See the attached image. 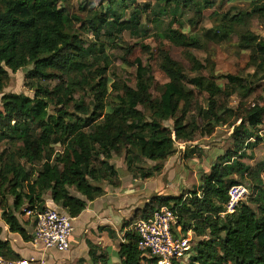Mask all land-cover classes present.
Returning <instances> with one entry per match:
<instances>
[{
	"label": "trees",
	"instance_id": "16d2710c",
	"mask_svg": "<svg viewBox=\"0 0 264 264\" xmlns=\"http://www.w3.org/2000/svg\"><path fill=\"white\" fill-rule=\"evenodd\" d=\"M65 1L0 0V94L9 82L8 70L16 73L32 67L29 76L38 82L33 97L4 94L0 100V219L9 232L32 242L35 221H21L18 216L35 217L46 209L48 195L56 208L77 218L88 203L106 194V187L120 186L115 158L123 160L133 179L148 180L161 173V166L150 167L147 162L160 163L176 151L177 143L211 136L219 126H228L233 129V147L200 175L197 188L179 197H153L132 221L150 219L162 208L170 210L182 236L192 232L199 238L186 255L189 264H264L260 180L264 162L253 170L243 161L250 157L246 151L264 142V101L245 104L255 81L264 77V39L246 28L251 17L264 23V1H254L251 10L238 15L222 14L220 22L202 35L214 44L235 36L237 48L255 56L251 80L226 75L225 83L219 84L213 66H204L194 56L189 62L195 75L188 76L169 52L161 50L159 69L168 82L159 87L157 98L150 92L151 69L140 60L135 61V87L125 82L110 85L106 78L110 60L105 45L121 41L125 30L146 35L139 13L135 11L128 21L111 8L99 16L94 13L87 23L95 40L85 46L73 23L80 19L60 9ZM154 3L152 13L157 16L176 17L183 9H192L199 19L211 6L208 0ZM166 27L164 38L173 46L204 48L199 36ZM53 81L52 87L43 85ZM187 86L207 95L205 107H195L196 96ZM78 93L83 94L76 98ZM233 96L241 99L235 110L228 106ZM51 107L56 109L53 114ZM245 182L251 185L247 204L225 214L230 188ZM104 229L116 236L106 227L99 231ZM2 234L0 226V258L20 260ZM138 241L135 231L126 232L118 247L119 264H142L146 254ZM87 246L91 264H111L99 247L88 241Z\"/></svg>",
	"mask_w": 264,
	"mask_h": 264
},
{
	"label": "rangeland",
	"instance_id": "374dc122",
	"mask_svg": "<svg viewBox=\"0 0 264 264\" xmlns=\"http://www.w3.org/2000/svg\"><path fill=\"white\" fill-rule=\"evenodd\" d=\"M254 1L264 0H208L211 6L204 10L201 19L196 17V14L192 9H183L181 14L176 17H173L170 14L157 16L152 13L155 8L154 0H124V3H122V0H66L60 5V9L67 15L80 19L79 21L73 20V23L81 35L85 46L95 40L87 23V21L94 16V13H97L99 16L104 11L111 8L112 11H115L121 16L122 21H128L135 11L139 13L140 22L147 29L146 35L138 30H125L122 33L121 41L116 42V44L105 45L106 47L104 48V51L110 60V66L106 71V78L110 81V85L114 82H125L129 86L135 87V61L140 60L144 66H148L151 69L153 85L150 92L153 98H157L159 96V87L168 82L165 75L159 69V56L161 50L169 52L170 56L183 67L186 75L188 76L195 75L191 70V64L189 62V56H194L202 62L204 66H213L212 68L214 69L215 76L218 78L217 82L219 84L223 85L225 83V79L222 77L226 75L250 78L255 71V56L248 51H241L238 49L237 38L235 36H232L231 40L223 44H214L205 42L202 35L206 31L213 28L216 23L220 22V16L222 14L238 15L239 13L249 11L251 10ZM82 21H84V23H82ZM195 22H197L196 26ZM167 25L171 26L172 29L182 31L186 34L188 33L199 36L205 44L204 48L200 50H185L173 46L166 38H164L163 32L166 30ZM246 28L250 29L251 32L264 39V23H261V21H259L256 17L248 19V25ZM31 69L32 67L21 69L16 73H12L8 70L9 82L3 90V93L0 94V100L4 94H19L33 97V88L38 82L36 79L29 76ZM204 74H207V71H204ZM249 80H251V78ZM55 84L56 81L48 84L43 83V85L48 87H52ZM253 87L254 92L247 98L245 104L250 105L258 102L260 105H263L264 77L259 81H255ZM187 89L192 90L196 96L195 107L206 106V94L199 93L191 86H187ZM80 94L82 96L83 93H78L75 97L77 98ZM84 99L86 102L90 101L89 97H84ZM240 102L241 99L237 96H233L229 99L228 106L229 108L235 110ZM108 110L109 109H107V111ZM49 111L53 114L56 109L51 107ZM232 121L233 120H230V122ZM164 125L171 127L172 123L166 122ZM261 129V133L264 134V116ZM232 132L233 129L228 126H219L215 129L211 136H197L194 141L186 143L181 147L180 144L177 143L175 155L176 160L171 162V164L175 169V174H177L176 176H178V178L182 181V183L179 181V186H175L180 195H184L197 188L199 175L208 173L211 166L216 162L218 156L223 155L226 151L233 147L231 139ZM56 148L57 150L60 149L59 147ZM246 154L250 157L244 159L243 161L251 167V169H256L258 164L264 162V142L255 147L252 152L246 151ZM160 163L147 162L146 164L151 167L157 164L161 165ZM114 164L116 167L125 168L123 160L120 158H115ZM263 175L264 171L260 174V180ZM156 178H158V175L148 180ZM168 178L169 176L167 172L166 175H164L165 187L157 189L156 192L153 193V196H148L145 203L143 202L144 206L142 209H144L153 197L169 196L171 191L174 193L171 188L168 189L166 187ZM148 180H141L140 182H146ZM244 184L249 186L248 182H245ZM157 186L161 187V182H159ZM249 198L250 195L245 199V201H243V203L247 204V200ZM250 207L255 211L257 209L256 206ZM136 211H133L132 218H129L128 220L124 219L122 221L118 230V236H115V247L125 241L126 232L134 231V224L136 222H133L132 219L134 218ZM18 217L21 221H32V218L27 214L24 215V213ZM0 224H2L1 219ZM5 234V237H8L7 232H5ZM3 237L4 236L2 235V238ZM197 242H199V238L192 235L190 240L191 248H194V246L197 245ZM26 245H29V243ZM145 258L146 259L142 262V264H148V261L151 260L148 256ZM66 260L67 262L71 260V264H83L84 262V259L79 257H71ZM116 260L117 256L113 255L110 262L115 264ZM189 263L190 260L188 257H185L181 262V264Z\"/></svg>",
	"mask_w": 264,
	"mask_h": 264
},
{
	"label": "crops",
	"instance_id": "0c3cea01",
	"mask_svg": "<svg viewBox=\"0 0 264 264\" xmlns=\"http://www.w3.org/2000/svg\"><path fill=\"white\" fill-rule=\"evenodd\" d=\"M179 144L181 147L186 143ZM175 155L176 151L161 161V173L158 175V178L146 182H140V179L135 180L126 172L125 168L116 167L119 170L120 186L118 188L106 187L107 192L104 196L88 203L86 209L77 218H73V233L70 238V249L67 252L60 253L46 250L41 244L35 241L26 245L28 243L23 242L19 235L10 233L8 227L1 221L2 224L0 226L3 229V239L10 242L11 247L21 259L32 258L37 261V264H71V260L68 262L66 260L71 257L82 258L84 259L83 264H91L88 256L89 249L87 241L99 247L101 252L106 253L110 261L113 255L117 256L115 264H119V244L117 247L114 246V240L116 238L109 235L108 230L104 229V231H99V228L106 227L118 236V230L122 221L132 218L133 211L142 209L144 206L143 202L145 203L148 196H153V193L157 189L165 187L164 175L167 172L169 178L166 182V187L168 189L171 188L174 193L171 191V194L165 197L181 196L177 188H175L176 185H180L179 181L181 179L176 176L175 169L171 164V162L176 160ZM200 175L197 186L200 183ZM159 182H161V187L157 186ZM46 207L56 208L51 202L49 195L46 197ZM5 232H7L8 237H5ZM189 233L191 236L193 235L192 232Z\"/></svg>",
	"mask_w": 264,
	"mask_h": 264
},
{
	"label": "built area",
	"instance_id": "2783aa9c",
	"mask_svg": "<svg viewBox=\"0 0 264 264\" xmlns=\"http://www.w3.org/2000/svg\"><path fill=\"white\" fill-rule=\"evenodd\" d=\"M264 187V175L261 177ZM247 184H238L230 188L228 201L225 205L226 213L232 214L240 204L250 195ZM35 221L34 241L44 249L55 252H67L70 249V238L73 233V219L58 208L46 207L40 213L31 216ZM174 214L167 208L155 212L150 219L140 220L134 224V231L138 236V248L157 264L181 263L190 251L192 236L180 234ZM0 264H36L32 258L7 261L0 258Z\"/></svg>",
	"mask_w": 264,
	"mask_h": 264
}]
</instances>
